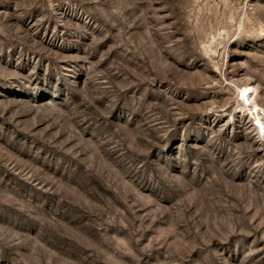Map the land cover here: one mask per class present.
I'll list each match as a JSON object with an SVG mask.
<instances>
[{
  "label": "rangeland",
  "instance_id": "rangeland-1",
  "mask_svg": "<svg viewBox=\"0 0 264 264\" xmlns=\"http://www.w3.org/2000/svg\"><path fill=\"white\" fill-rule=\"evenodd\" d=\"M0 264H264V0H0Z\"/></svg>",
  "mask_w": 264,
  "mask_h": 264
},
{
  "label": "bare ground",
  "instance_id": "bare-ground-1",
  "mask_svg": "<svg viewBox=\"0 0 264 264\" xmlns=\"http://www.w3.org/2000/svg\"><path fill=\"white\" fill-rule=\"evenodd\" d=\"M249 93L250 90L248 89L247 86L242 87L239 91H238V95L241 101H250L249 98ZM263 132V131H262Z\"/></svg>",
  "mask_w": 264,
  "mask_h": 264
}]
</instances>
